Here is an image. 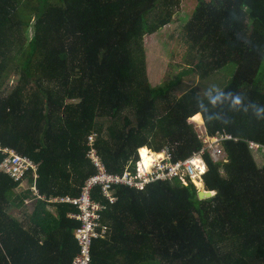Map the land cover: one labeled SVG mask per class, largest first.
Here are the masks:
<instances>
[{
  "label": "trees",
  "instance_id": "1",
  "mask_svg": "<svg viewBox=\"0 0 264 264\" xmlns=\"http://www.w3.org/2000/svg\"><path fill=\"white\" fill-rule=\"evenodd\" d=\"M193 1L178 18L192 56L181 74L198 84L168 99L174 82L150 85L144 43L171 22L179 0H0V145L38 162L39 193L78 195L94 172L90 133L108 171L119 173L141 147H167L175 159L199 149L198 117L209 134L237 138L223 143L224 161L204 156L208 198L177 179L118 186L93 264H264V153L248 147L264 146V0ZM227 65L231 81L206 94L203 82ZM11 75L15 85L2 91ZM15 186L0 171V264H71L73 206L24 205L30 192Z\"/></svg>",
  "mask_w": 264,
  "mask_h": 264
},
{
  "label": "built area",
  "instance_id": "2",
  "mask_svg": "<svg viewBox=\"0 0 264 264\" xmlns=\"http://www.w3.org/2000/svg\"><path fill=\"white\" fill-rule=\"evenodd\" d=\"M200 131L201 146L187 157L175 159L167 147L159 151L141 147L137 150V157L128 161L120 173L108 171L95 147V134H88L86 157L94 172L85 178L75 196H45L39 193L36 186L38 162L8 146L0 145V171L16 182L15 193L30 192L31 198H24V205L32 203L33 206L41 200L50 211H54L55 204L58 203L73 206L74 210L66 212V217L78 221L73 231L78 252L72 257L71 264H93L91 248L94 240L103 239L107 235L108 228L102 222L103 214L116 201L118 186L143 189L156 181L177 179L185 185L191 182L195 186L198 181L202 189L206 190L203 183V174L207 170L205 154L212 161H224L226 154L223 143L237 138L224 130L209 134L203 126ZM248 147L264 153V146L254 141H248ZM143 148L144 154L141 151Z\"/></svg>",
  "mask_w": 264,
  "mask_h": 264
},
{
  "label": "rangeland",
  "instance_id": "3",
  "mask_svg": "<svg viewBox=\"0 0 264 264\" xmlns=\"http://www.w3.org/2000/svg\"><path fill=\"white\" fill-rule=\"evenodd\" d=\"M179 1V6L176 9L177 13L172 15L171 22L152 36L145 37L144 43L147 55L146 73L150 85L159 86L163 83L170 84L174 82L171 84L168 99H171V95L178 97L184 90L196 87L198 84L195 75L181 74L183 70L188 68L186 60H190L192 56H189L191 49L181 31L184 21L178 19L183 15L187 17L193 10L195 2L193 0ZM193 56L197 59L195 54ZM234 72L235 68L227 65L213 74L210 79L204 81L202 88L206 89V94H212L215 90L225 87L231 81ZM16 79L14 75H11L2 91L12 88L16 83ZM193 121L197 124L196 129L200 130L202 128V118L198 117L197 121ZM261 162V158H256L257 165H261ZM196 184L198 189L202 188L200 182L196 181ZM4 209L17 220L23 221L24 217L19 209L11 205L4 206Z\"/></svg>",
  "mask_w": 264,
  "mask_h": 264
},
{
  "label": "water",
  "instance_id": "4",
  "mask_svg": "<svg viewBox=\"0 0 264 264\" xmlns=\"http://www.w3.org/2000/svg\"><path fill=\"white\" fill-rule=\"evenodd\" d=\"M215 192L210 191V190H204V189H197V197L199 199H204L212 196Z\"/></svg>",
  "mask_w": 264,
  "mask_h": 264
},
{
  "label": "clouds",
  "instance_id": "5",
  "mask_svg": "<svg viewBox=\"0 0 264 264\" xmlns=\"http://www.w3.org/2000/svg\"><path fill=\"white\" fill-rule=\"evenodd\" d=\"M238 102V101H237ZM261 111H264V109H261Z\"/></svg>",
  "mask_w": 264,
  "mask_h": 264
}]
</instances>
